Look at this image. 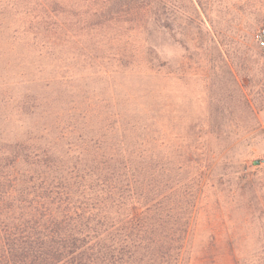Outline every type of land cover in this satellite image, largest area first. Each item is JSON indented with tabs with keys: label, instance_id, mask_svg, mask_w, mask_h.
Segmentation results:
<instances>
[{
	"label": "rangeland",
	"instance_id": "374dc122",
	"mask_svg": "<svg viewBox=\"0 0 264 264\" xmlns=\"http://www.w3.org/2000/svg\"><path fill=\"white\" fill-rule=\"evenodd\" d=\"M261 28L264 0H0V157H130L147 264H264Z\"/></svg>",
	"mask_w": 264,
	"mask_h": 264
},
{
	"label": "trees",
	"instance_id": "16d2710c",
	"mask_svg": "<svg viewBox=\"0 0 264 264\" xmlns=\"http://www.w3.org/2000/svg\"><path fill=\"white\" fill-rule=\"evenodd\" d=\"M17 149L0 157V264H147L149 242L158 261L156 206L148 237L158 197L147 198L130 157L70 166Z\"/></svg>",
	"mask_w": 264,
	"mask_h": 264
},
{
	"label": "built area",
	"instance_id": "2783aa9c",
	"mask_svg": "<svg viewBox=\"0 0 264 264\" xmlns=\"http://www.w3.org/2000/svg\"><path fill=\"white\" fill-rule=\"evenodd\" d=\"M256 42L258 47L264 52V28H261L256 36Z\"/></svg>",
	"mask_w": 264,
	"mask_h": 264
}]
</instances>
